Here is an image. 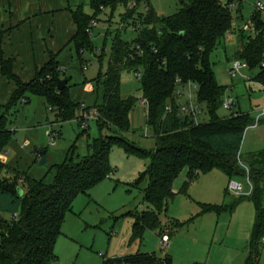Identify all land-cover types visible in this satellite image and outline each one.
<instances>
[{"label": "trees", "instance_id": "16d2710c", "mask_svg": "<svg viewBox=\"0 0 264 264\" xmlns=\"http://www.w3.org/2000/svg\"><path fill=\"white\" fill-rule=\"evenodd\" d=\"M146 3L147 0H89L91 16L81 7L69 10L75 26L69 44L78 54L91 49V24L105 8L123 7L136 35L132 42L121 40L117 34L112 41L108 70L102 78L103 103L91 106L99 113L96 123L100 134L104 129L106 134L88 145L90 154L79 161L69 159L54 167L49 180L46 177L33 180L15 169H7L9 175L0 178V264L56 261L54 246L61 236L65 217L77 196L87 194L112 173L109 154L113 147L127 156L150 159L135 184L146 183L143 200L152 210L130 215L131 241L140 240L143 232L159 226L158 214L174 196L173 184L183 170L187 171L185 188L198 174L205 175L212 170L220 171L229 179L243 176L237 158L244 133L255 125V119L240 111L226 119L216 116L222 106L224 89L217 84L210 62L211 54L231 28V10L221 0H179V11L162 18ZM143 5L144 13L140 12ZM252 20L258 33L234 54L249 69L259 67L264 57V23L259 14H253ZM4 33L0 29V73L14 84L15 92L7 104L0 105L4 111L0 115V153L12 137L8 129L9 111L19 101L28 103V95L43 98L50 111L62 121L74 119L80 107L71 101L67 85L61 92L56 89L55 80L60 74L57 55L49 54L48 62L35 72L33 80L27 83L20 80L13 72V62L3 56ZM124 71L141 74L146 125L155 140V148L150 152L125 138L130 130L129 114L134 102L132 98L120 96V76ZM177 80L197 87L195 102L207 105L209 121L196 124L191 117L177 116L179 104L174 95ZM252 81L264 90V70ZM169 106L171 111L167 112ZM256 124L263 125L264 118ZM247 159L251 161L253 185L248 199L255 209V221L245 264H258V245L264 236V149L253 156L249 154ZM256 160L261 163L253 166ZM199 207V215L220 212V208L212 205ZM182 225L176 223L178 227ZM102 264H172V260L166 254L158 257L154 253H136L103 259Z\"/></svg>", "mask_w": 264, "mask_h": 264}, {"label": "rangeland", "instance_id": "374dc122", "mask_svg": "<svg viewBox=\"0 0 264 264\" xmlns=\"http://www.w3.org/2000/svg\"><path fill=\"white\" fill-rule=\"evenodd\" d=\"M178 1L147 0L146 6L157 16L166 18L179 11ZM225 2L228 1L223 0ZM235 2L239 10L230 9L235 31L225 35L211 54L210 62L217 84L224 89V96L236 100L233 112L240 111L254 118L264 110V90L252 81L260 68L249 69L245 66L234 75L232 69L236 61L243 63L234 58L241 42L247 43L249 38H255L258 33L243 30L250 22L256 28L252 20L254 6L257 2L264 5V0L229 1ZM144 6L140 8L142 13L146 10ZM69 7H81L85 14L92 15L89 0H69ZM125 14L123 7L103 9L91 24V49L78 54L70 44L58 55L57 62L65 70L59 74L58 79L69 81L67 93L76 105L91 107L103 103L102 78L108 70L112 41L116 34L126 42H132L136 35ZM255 14L264 17V13L255 11ZM261 20L264 23V19ZM93 23L96 25L93 26ZM140 88L141 84L135 73H121L120 96L124 99L132 98L134 102L129 114L130 130L125 138L140 149L150 152L155 148V140L146 125V106L140 104ZM191 93L196 100V90H191ZM27 98L28 103L19 101L9 111L8 129L12 132V137L5 150L0 153V178L9 175L6 173L7 169H15L33 180L39 181L45 177L49 180L54 167L69 159L76 162L86 157L90 154L88 145L99 139L100 135L106 134V129L100 134L96 121H91L89 128L83 130L78 122V113L74 119L62 121L50 111L43 98L31 95ZM185 101L183 97L179 104L183 105ZM199 108L202 110L199 123L209 121L207 105L199 104ZM2 112L4 111L0 110V115ZM231 113L220 107L216 116L226 119ZM256 122L255 119V125ZM249 129L245 132L242 153L260 146L257 144L260 140L259 132ZM52 134L55 136L53 145L50 144ZM249 140L252 144L248 146ZM261 148L264 149V146ZM40 151H45L47 160L43 166H38ZM254 152L250 155L257 154ZM248 156H238L237 164L243 176L231 179L218 170H212L205 175L198 174L197 179L185 188L187 171L183 170L173 184L174 196L167 201L164 211L158 214L159 226L143 232L140 240L131 241L130 215L152 210L143 200L142 191L146 183L135 184L149 166L150 159L127 156L113 147L109 154L112 173L87 194L75 198L71 212L65 217L61 236L54 246L56 261L51 264H102L103 259L121 258L136 253H154L158 257L167 254L172 257L173 264H243L249 252L255 221V209L248 199L253 193L250 180L252 166ZM260 163L256 160L253 166ZM231 182H239L244 186L241 195L231 192ZM200 204L218 207L220 212L199 215ZM177 222L184 224L178 227ZM164 230L170 233L168 248L161 245ZM172 244L173 254L170 252ZM258 247V264H264V236Z\"/></svg>", "mask_w": 264, "mask_h": 264}, {"label": "crops", "instance_id": "0c3cea01", "mask_svg": "<svg viewBox=\"0 0 264 264\" xmlns=\"http://www.w3.org/2000/svg\"><path fill=\"white\" fill-rule=\"evenodd\" d=\"M227 1L229 3L230 0ZM73 9L69 7V0H0V29L5 31L2 39L3 56L13 62V72L20 80L26 83L33 80L35 72L48 62L49 54L57 55L58 58L62 49L70 45L69 41L75 33L69 12ZM236 9L239 10L238 6ZM260 17L264 19L262 15ZM242 45L241 42L236 52ZM14 92V84L8 82L0 73V105L7 104ZM257 116L254 118L256 119ZM248 128L259 132L260 140L257 144L259 143L260 146L258 149H255L256 147L250 149L248 153H242L244 133L239 150V155L244 157L255 153L254 151H262L261 147L264 146V124ZM251 144L252 141L249 140L248 146ZM172 248L173 244L170 246L171 254H173ZM169 257L173 264L172 257ZM247 257L248 255L243 264Z\"/></svg>", "mask_w": 264, "mask_h": 264}, {"label": "built area", "instance_id": "2783aa9c", "mask_svg": "<svg viewBox=\"0 0 264 264\" xmlns=\"http://www.w3.org/2000/svg\"><path fill=\"white\" fill-rule=\"evenodd\" d=\"M221 2L223 3V0H221ZM225 6H227L229 9H234V8H237V4L236 3H228V2H225L223 3ZM255 11L257 12H260V13H264V5L261 4L260 2H257L255 4ZM96 24L93 23V26H95ZM235 29H234V26L231 25V28L229 30V32H234ZM244 32H253V31H256V28L255 26L250 22L247 23L245 26H244ZM262 39L264 41V34L262 36ZM246 65L244 63H240L239 61H236V64H235V67L232 69L233 70V75L236 71L240 70L241 68L245 67ZM259 68L260 70H264V57L262 59V61L260 62L259 64ZM59 72L60 73H64L65 70L60 68L59 69ZM136 76V79L138 81H140L141 79V74L140 73H136L135 74ZM189 89V91H188ZM191 90H197V87L192 84V83H182L180 80H177L176 81V88H175V91H174V95H175V100L177 102H179V100L181 98H185L186 101L183 105H180L179 104V107H178V110H177V116L180 117V118H183V117H191L194 122L197 124L199 123V117L201 116V112L202 110L199 108V104H197L195 102V100L193 99V96H192V93H191ZM140 104H143L145 105V102L144 100L140 99ZM236 107V100L232 97H223V100H222V106L221 108L226 110V111H229V112H233L234 108ZM167 112H170L171 111V108L170 106L166 109ZM264 117V110L259 112L258 113V116L256 118V120L260 119ZM99 118V113H98V110L94 107H86L84 104H81L80 107H79V110H78V122L80 124V128L83 129V130H87L89 128V123L91 121H96L97 119ZM54 134H52V137L50 139L51 141V145H53V140H54ZM243 170H245V167L242 168ZM248 179V178H247ZM250 188H251V184L250 182L248 183ZM248 184H246L248 186ZM248 186V189H249V192H250V188ZM231 192L234 194V195H241V193L243 192L244 190V186L239 183V182H231L230 183V186H229ZM248 192V194H249ZM169 232L168 231H165L163 233V235L161 236V245L163 248H168L169 247V236H168Z\"/></svg>", "mask_w": 264, "mask_h": 264}, {"label": "water", "instance_id": "95a60500", "mask_svg": "<svg viewBox=\"0 0 264 264\" xmlns=\"http://www.w3.org/2000/svg\"><path fill=\"white\" fill-rule=\"evenodd\" d=\"M55 84H56V89L61 92L64 90V88L67 85V80H60V79H56L55 80ZM39 161H38V166H43L44 164H46L47 160L45 158V151H40L39 152ZM23 194V191L20 189L18 191V195L19 197H21Z\"/></svg>", "mask_w": 264, "mask_h": 264}]
</instances>
